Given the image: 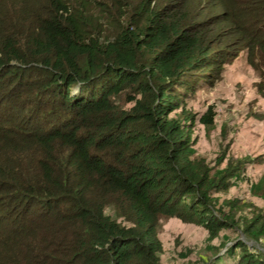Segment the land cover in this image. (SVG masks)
I'll return each mask as SVG.
<instances>
[{
	"label": "trees",
	"instance_id": "obj_1",
	"mask_svg": "<svg viewBox=\"0 0 264 264\" xmlns=\"http://www.w3.org/2000/svg\"><path fill=\"white\" fill-rule=\"evenodd\" d=\"M242 54L264 0H0V264H164L165 218L208 233L197 264H264L229 195L254 160L201 155L217 112L186 104Z\"/></svg>",
	"mask_w": 264,
	"mask_h": 264
},
{
	"label": "rangeland",
	"instance_id": "obj_2",
	"mask_svg": "<svg viewBox=\"0 0 264 264\" xmlns=\"http://www.w3.org/2000/svg\"><path fill=\"white\" fill-rule=\"evenodd\" d=\"M223 66L214 85L201 87L187 99L188 108L196 113L201 114L211 106L217 112L213 127L206 129L203 124H196L194 136L199 138L197 147L209 161L224 153H227L228 159L233 157L236 160L251 156L254 161L247 165L229 195L263 208L264 199L250 196L248 188L251 181H258L264 175V65L255 67L242 54ZM218 72L215 69L213 73L217 75ZM245 210L256 211L250 206ZM161 223L164 264H197L201 263L199 255L209 254L204 250L208 233L202 228L175 218H165ZM231 244L233 242L228 243L220 254ZM181 254H188L189 258Z\"/></svg>",
	"mask_w": 264,
	"mask_h": 264
}]
</instances>
